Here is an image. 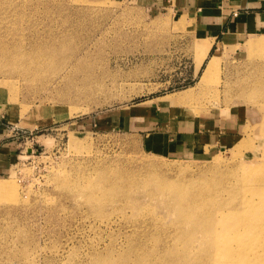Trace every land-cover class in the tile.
Returning <instances> with one entry per match:
<instances>
[{"label": "rangeland", "instance_id": "1", "mask_svg": "<svg viewBox=\"0 0 264 264\" xmlns=\"http://www.w3.org/2000/svg\"><path fill=\"white\" fill-rule=\"evenodd\" d=\"M201 4L0 0V179L15 187L0 194V264H121L132 244L156 253L160 224L145 218L165 214L163 197L139 193V210L91 203L84 188L106 171L218 178L240 157L263 163L264 124L238 89L264 79V23L202 59ZM247 11L264 20V5ZM212 55L216 72L200 82Z\"/></svg>", "mask_w": 264, "mask_h": 264}, {"label": "bare ground", "instance_id": "2", "mask_svg": "<svg viewBox=\"0 0 264 264\" xmlns=\"http://www.w3.org/2000/svg\"><path fill=\"white\" fill-rule=\"evenodd\" d=\"M212 42L209 40L198 45L202 59L207 56ZM256 43L262 44L261 41ZM2 48L9 47L3 44ZM257 55V52H252L250 57ZM217 58L216 55L210 56L200 82H205L216 72ZM241 81L239 96L251 103L252 108L248 109L252 118L258 115L257 120L264 124L263 77L251 74ZM168 100L173 104L183 101L180 97ZM243 157L239 159L240 165L236 163L237 167L219 170L218 178L207 175L186 178L183 172V177L177 181L156 168L160 166L152 164L145 165L146 170L130 167L116 175L106 171L86 186L84 192L91 203L100 201L102 196L105 201L115 199L120 204L130 200L135 210L144 205L143 199L137 197L139 193L146 192L152 199L159 194L161 199L163 197L161 205L165 206V214L153 213L144 217L150 225L160 224L156 230L160 231L157 232V242L161 248L154 253L140 248V244H132L121 264H264V157H261V165H253L252 159ZM219 177L228 178L223 180ZM213 179L215 181L212 182ZM14 190L15 187L11 188L7 180L0 179V194ZM117 210L124 211V207L119 206ZM94 264L108 263L96 257Z\"/></svg>", "mask_w": 264, "mask_h": 264}, {"label": "crops", "instance_id": "3", "mask_svg": "<svg viewBox=\"0 0 264 264\" xmlns=\"http://www.w3.org/2000/svg\"><path fill=\"white\" fill-rule=\"evenodd\" d=\"M167 2V0H165ZM175 2L177 11H185L192 9L190 4H201L207 1V5L202 7V15H200L201 26L199 29L204 39L213 40L212 46L215 45L220 38L228 41H236L242 39L245 34L249 36L256 34L255 28L264 23L261 13L258 11L254 14L247 11L248 8H255L264 5V0H171ZM201 2V3H200ZM195 8V7H194ZM195 10V9H194ZM232 11H236L238 18L232 17ZM239 11V12H238ZM252 12V13H251ZM196 14V13H195ZM196 16V15H195ZM246 40V39H245Z\"/></svg>", "mask_w": 264, "mask_h": 264}]
</instances>
